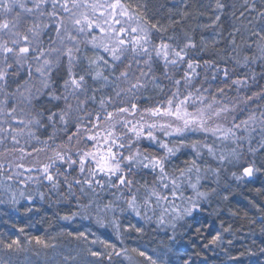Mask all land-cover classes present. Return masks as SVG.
Masks as SVG:
<instances>
[{"label": "snow or ice", "instance_id": "1", "mask_svg": "<svg viewBox=\"0 0 264 264\" xmlns=\"http://www.w3.org/2000/svg\"><path fill=\"white\" fill-rule=\"evenodd\" d=\"M180 5H183L182 9ZM229 8L237 9V5L214 0V4L196 14L207 16V22L198 23L196 28H192L185 25L193 17L187 0H178L168 7L164 21L148 17L122 0H0V156L7 161V166L0 163V173L9 181L23 176L25 186L29 182L37 183L42 178L50 185V191L66 187V200L72 197L79 200L77 192L91 194L89 202L80 205L81 215L82 218H90V213L94 211L96 223L101 226H104V219L109 213L115 214L119 209L121 213L131 212L148 221L156 216L158 225L167 224L174 233L177 222L181 221L200 233V221L196 214L204 210V203L216 193L215 188L201 191V181L211 172L218 183L220 174L219 169L202 167L201 158L207 154L221 164L241 165L243 153L237 148H232L228 156L221 154L217 157L216 141H231L238 145L257 131V125L262 141L260 148L264 149V110L258 115L250 112L247 119L238 123L233 115L241 104L264 101V88L251 95H237L224 100L216 95H205L208 90L202 92L193 83L201 65L192 58L191 53L208 47L203 37L198 45L196 29L216 30L222 27L221 18ZM237 11L240 17L245 12L255 13L261 27L259 30L256 27L247 29L252 37L257 38L252 42L256 49L251 56H240L235 33L241 32V29L235 28L229 33L235 54L228 57L233 61V71L235 66L247 67L257 60L264 63V9L258 10L254 2L243 0ZM231 15L236 17L237 12L232 11ZM177 25L181 26L179 31L176 30ZM97 30L102 35H95ZM216 35L220 33L217 31ZM156 40L159 42H154ZM89 45L96 50L92 55L86 51ZM81 46L85 49L83 55ZM248 47L251 48V44ZM208 66L209 62L205 61L204 67ZM61 67L64 68V75L54 80V69L58 74ZM158 71L160 75H157ZM177 74H180L179 78ZM223 75L225 81L230 78L227 67L223 69ZM161 77L171 81V88L165 93L163 103L138 109L135 101L141 98L142 90L151 86L164 93L165 85L161 83ZM212 78L215 79V75ZM251 79L255 80V76ZM231 83L239 90L248 84V79H232ZM107 88H111L121 105L126 102L128 106L109 111L108 105L113 102V96L108 94L105 99L103 90ZM98 92L101 93L99 97ZM218 92L225 94L224 88H219ZM90 103L98 104L99 111L95 108L89 111ZM138 110V121L126 118L135 117ZM117 114H125V118L120 119ZM145 116L167 119L164 122H148ZM41 130L46 139L41 140L37 135ZM154 131L163 132L166 138L175 136L182 139L161 140ZM60 132L65 133L66 139L59 136ZM187 132H201L205 137L215 139L212 143H208L206 138L188 141L184 138ZM142 138L148 139L162 151L157 153L150 148L142 151L140 147H135ZM33 140L41 147L32 146L29 151L26 145ZM82 142L83 147L74 152V147ZM88 142H93L91 148ZM184 148L191 149L195 155L186 160L183 167L169 171L171 159ZM41 152L45 154V160L34 157L32 166H26V157ZM12 168L23 171L8 174V169ZM141 170L152 174L151 183H138L134 179ZM34 171L37 173L35 177L31 175ZM259 171L254 163L241 165V174L233 172L232 176L238 181L251 179ZM0 187L10 192L8 186L0 184ZM188 188L194 196L184 195ZM105 189L115 190L111 192L114 199L101 203L99 194ZM38 194L43 200L44 193ZM19 197L29 202L33 199L24 191H19ZM223 199L226 201L228 196L224 195ZM177 200L180 203H176ZM4 202L0 200V203ZM8 202L12 205L19 203L16 192H10ZM157 209H160L159 213ZM76 215H65L62 219L71 221ZM112 225L123 243L120 225L115 220ZM222 227L223 232H231V226ZM261 231L264 233V228ZM67 235L83 245L82 253L94 258L85 260L84 264H113L114 255L123 256L129 264H142L133 260L127 248L117 251L114 244L106 243L99 237L89 240L88 234L83 231ZM170 239L175 241L177 237L173 234ZM33 241L43 249L56 247L42 237H32L27 243L30 245ZM231 243L228 240V244ZM97 244L102 245L104 250L93 247ZM223 244V234L217 233L211 235L203 247H222ZM0 245L9 252L25 250L19 239H13L10 243L0 240ZM131 252L143 258L147 264H166L137 248L131 249ZM258 254H264V247L260 248L259 253L247 249L239 256L230 255L229 259L239 261L245 255L251 257ZM194 255L201 256V253L195 252ZM181 264H193V261L191 258L182 259Z\"/></svg>", "mask_w": 264, "mask_h": 264}, {"label": "trees", "instance_id": "2", "mask_svg": "<svg viewBox=\"0 0 264 264\" xmlns=\"http://www.w3.org/2000/svg\"><path fill=\"white\" fill-rule=\"evenodd\" d=\"M125 4H131L133 8H138L139 12L144 13L146 16L151 17L153 19H160L162 21L167 19L168 7H171L173 3L178 2V0H122ZM225 3L231 5L235 3L237 5V9H239V5L243 3V0H224ZM254 2L259 9H264V0H250V3ZM187 3L190 7V10L193 13V17L189 18L186 22V26H190L192 28H196L198 23H206L207 16H198L196 15L198 11H205L207 6L210 4H214V0H187ZM145 5L147 6V11L145 12ZM161 5H165L166 7L161 8ZM203 5L204 7H200ZM183 8V5H180V9ZM237 9H227L226 15H223L221 18L222 27L213 30L211 28L201 30L199 28L196 29V39L198 45L200 44L201 37L205 40L208 47L206 49H201L199 51H194L191 53L192 58L199 62L201 65L200 68L197 69L199 73L198 76L194 78V86L201 88L203 92L204 89L208 91L205 92V95L211 97L212 95H216L218 98H223L224 100H228L229 98H235L237 95L247 96L251 95L253 92L260 91L264 88V63L257 60L256 63L249 64L247 67L235 66V71H233L234 65L233 61L228 59L229 56H234L235 54L232 52V46L230 44L229 33L233 32L235 28H240L241 32L235 33L236 43L240 46L239 52L240 56L244 55L251 56L253 51L256 49V45L252 43L256 40V37L251 36V32L247 29H251L256 27L257 30L261 27V23L259 22V17L255 13L245 12L243 17H240L239 11ZM179 9H174V11H178ZM232 11H236V17L231 15ZM180 19L179 16L176 17ZM251 21V23H249ZM119 27V25H116ZM180 25L176 26V30H180ZM171 29L169 30V34H171ZM219 32L220 35L217 36L216 32ZM95 35H102L98 30L94 33ZM54 35V33H53ZM159 35V34H157ZM47 39V38H45ZM154 42H159L158 40ZM248 44H251V48L248 47ZM82 47L83 55L85 49ZM87 54H91L96 50H92L91 46H88L86 50ZM208 61L209 66L207 68L204 67V62ZM143 66V65H141ZM135 67V66H134ZM227 67L229 70L230 78L225 81L223 75V69ZM186 68V66H185ZM220 69V71H217ZM64 75V68L61 67L59 69V73L54 69L53 71V79L58 80L60 76ZM157 75H160V72H157ZM180 74H177V78H179ZM213 75H215V79H213ZM255 76V80H252L251 77ZM248 79V84L239 90H237L235 85H232V79ZM161 83L165 85L164 93H161L159 89H154L151 86L147 90H142L141 98L135 101L138 104V109H143L146 107H153L158 104L163 103L165 99V93L168 92L169 88H171V81L163 79L161 77ZM219 88H224L225 94H220L218 92ZM174 90V89H173ZM191 90V89H190ZM105 99H107V95L111 94L113 96V102L108 105L109 111H114L119 106H128L125 102L121 105L119 98L115 97V93L112 92L111 88H107L103 90ZM101 93H97L99 97ZM96 109L99 111L98 104H89V111L92 109ZM261 110H264V101L262 100H254L250 102L248 105L241 104L235 113L237 117L236 122L238 123L240 120L247 119L250 112H255L257 115ZM118 118H125V114H117ZM133 122L139 120V110L135 117L127 116L126 117ZM167 118L161 119L160 117H149L145 116V121L151 122L153 120L164 122ZM220 123H225L224 121H219ZM230 122V118H229ZM117 130H120L119 124H117ZM50 131V130H49ZM147 131V129H145ZM154 134L158 137V139L164 140H172L177 141L182 139L181 137H165L163 132L154 131ZM37 135L40 136L41 140L46 139L47 136L44 134V131L41 130L37 132ZM101 135L103 132L101 130ZM129 135H131L129 133ZM196 136L194 140H202L207 139L208 143H212L215 139L214 137L208 136L205 137L204 133L201 132H187L184 138L189 136ZM247 136V134H244ZM60 137H64L66 139V135L63 132L59 133ZM59 142V141H58ZM261 134L259 132V126L257 125V131L252 132L250 138H246L239 142V144H233L231 141H227L221 143L220 141H216L217 149L216 155L219 157L221 154L228 156L230 155L232 148H237L238 151L243 153V159L241 161L242 166H246L248 164L255 165L256 168L260 169L259 172H256L253 179L251 181L247 180H236L232 173L236 172L237 175L241 174V165H233L229 163H219L218 160L209 157L207 154L201 158L202 167H210L212 169H219V182L216 183V177L209 172L207 174V178L201 181V191H210L211 188L216 189V193H214L210 200L203 205V211L197 213V219L200 221L201 232L196 233L195 228H190L188 223L186 222H177V227L175 229V233L173 229L169 225H158L157 217L153 216L151 221L147 219H142L137 217L135 214L131 212L121 213L119 209H117L115 214L109 213L107 217L104 219V226H101L96 223V213L92 211L90 213V218H82L80 205L87 204L90 200L91 194L84 195L79 192L77 194L80 196V199L77 200L75 197L70 199L64 198V193L67 191L66 187H62L59 190H49L50 185L48 182L41 178V181L37 183L29 182L27 186H25L23 181V176L15 177L13 180H6L5 175L0 173V184L8 186L10 188V192H16L17 198L19 199V203L16 205H12L8 201L10 200V192H5L3 187H0V200H4V203H0V223L6 222L8 223L16 218H21L22 214L25 210L31 209L32 212L38 213V221L40 223L45 224L44 227L51 228L56 227L59 229H71L76 226H83L94 233L100 235L105 242L114 244L116 246L117 251L122 248H127L129 250L128 254L132 256L134 261H140L142 264H145L144 260L141 257L136 256L131 252L133 249V243L140 237L142 242L146 244H150L154 240H159L163 238L168 242H173L170 237L175 234L177 240L182 239L184 243H186L187 249L182 252V256L180 259V264L182 259L191 258L193 264H204L203 258H206V250L203 247L205 243L211 238V235H215L218 233V230L212 224V213L213 207L219 204L218 195L227 194L225 188L227 186L233 185L242 187L244 190V196L253 199L252 194H258L261 199L264 200V149L260 148L261 144ZM23 144V141H22ZM93 142H88L89 147H92ZM32 146L41 147V145L33 140L29 145H26L29 151L32 150ZM135 147H140L143 151L144 149L150 148L153 152H161L162 150L158 149L154 143H151L148 139L142 138L138 141ZM79 147H83V142L80 146L74 147L73 151H77ZM251 149V150H250ZM0 151H2V146H0ZM18 155V154H17ZM195 154L192 153L191 149L184 148L181 150L177 156L173 157L169 163V171H172L175 168L183 167L184 162L186 160H190L193 158ZM39 157L40 160H45L44 153H33V157H26L25 164L26 166H32L33 158ZM0 163H3L7 166V161L3 156H0ZM16 171H23L22 169H8V174H13ZM178 174V173H177ZM25 176L28 173H24ZM33 177L37 175L34 171L31 174ZM62 180L63 177L61 176ZM71 179V177H69ZM134 179L138 183H144L145 181L151 183L153 180L152 174H149L147 170H141L137 173ZM79 186H77V189ZM19 191H24L26 195H31L33 199L29 202L27 199L19 197ZM115 190L105 189L101 191L99 194V200L101 203H107L109 200L114 199L111 195V192ZM39 192L44 193V199L41 200L39 196ZM143 192V189H141ZM185 196H194V193L190 188L185 189ZM171 196H169V200H171ZM176 203H180L179 200ZM121 206H123V202L121 201ZM230 207L232 210L239 215V219H245L249 213V207L241 202V201H231ZM160 212V209H157V213ZM73 213H77V215L71 221H66L62 219L65 215H72ZM264 213V212H263ZM152 215L151 212L148 213ZM10 217V220L8 219ZM43 218V221L41 220ZM255 218V217H254ZM8 219V221H7ZM167 220V216H165ZM190 219V218H189ZM115 220L120 225V233L121 238L123 239V243H121V239L117 237L116 231L112 225V221ZM261 222V226L264 227V216ZM259 222V224H260ZM11 223V222H10ZM136 225L137 229H142L140 232V236L135 235L134 231L129 230V227L132 225ZM209 225L211 227H209ZM19 227V226H18ZM1 231L4 230V227H1ZM264 237V235H263ZM264 240V239H263ZM262 246L264 247V241H261ZM195 252H200L201 256H195ZM113 264H129V261L125 259L123 256H113ZM250 264H264V254L261 259H256L253 263Z\"/></svg>", "mask_w": 264, "mask_h": 264}, {"label": "rangeland", "instance_id": "3", "mask_svg": "<svg viewBox=\"0 0 264 264\" xmlns=\"http://www.w3.org/2000/svg\"><path fill=\"white\" fill-rule=\"evenodd\" d=\"M93 53V52H92ZM89 54V55H92ZM196 136H189L186 139L192 141ZM228 199L225 201L223 195H218L219 204L213 207L212 224L218 230V233H222L224 237V244L222 247H210L205 248L206 258H203L204 264H250L256 259H261L263 254L257 256L241 257L239 261H233L229 259V256H239L240 253L246 252L247 249H252L257 253L262 248L261 241H264V233L261 229V222L264 216V200L259 197L258 194H252L253 199L244 196V190L238 186H227ZM237 200L245 203L249 207L248 216L245 219H239V215H232L234 212L230 207L231 201ZM255 217V218H254ZM10 220V217L8 218ZM7 219V221H8ZM38 213L25 210L21 218H16L14 223L10 220L8 223L1 222V227L4 230H0V240L5 242H11L13 239H19L24 245L25 250L11 251L4 249L0 245V264H84L85 260H93L92 257H87L81 252L83 245L74 240L67 233H77L83 231L89 236V240L99 237L104 240L100 235L94 233L92 230L83 227L76 226L71 229H59L56 227L46 228L45 224L40 223L38 220ZM43 221V218H41ZM11 222V223H10ZM260 222V224H259ZM231 226V232H223V227ZM19 226V227H18ZM24 229L23 232L20 229ZM129 230L134 231L135 235L140 236V232L137 231V226L132 225ZM32 237H42L50 243L55 244V248L43 249L35 244H28V240ZM55 237V239H52ZM228 240L232 243L228 244ZM105 241V240H104ZM107 243V242H106ZM186 243L182 239L168 242L167 240L160 238L154 240L150 244L142 242L140 237L133 243V248L147 252L149 255L158 257L160 260L166 262V264H180L182 252L187 249ZM94 248L103 251L102 245H93ZM68 257V259H65ZM143 259V258H142ZM147 264V261H144ZM107 264V262H105Z\"/></svg>", "mask_w": 264, "mask_h": 264}, {"label": "water", "instance_id": "4", "mask_svg": "<svg viewBox=\"0 0 264 264\" xmlns=\"http://www.w3.org/2000/svg\"><path fill=\"white\" fill-rule=\"evenodd\" d=\"M246 179L249 180V181H251L253 179V177L251 179H249V178H246Z\"/></svg>", "mask_w": 264, "mask_h": 264}]
</instances>
